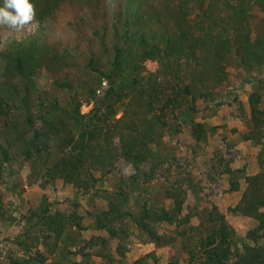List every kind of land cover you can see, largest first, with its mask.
Returning <instances> with one entry per match:
<instances>
[{"label": "trees", "instance_id": "1", "mask_svg": "<svg viewBox=\"0 0 264 264\" xmlns=\"http://www.w3.org/2000/svg\"><path fill=\"white\" fill-rule=\"evenodd\" d=\"M65 1L78 2L86 9L100 2L31 0L40 20L50 17ZM253 6L264 11V0H119L112 24L110 60L97 69L107 86L100 91L96 87L84 91V99L91 105L87 113H82L83 101L72 93L68 81L55 82L69 94L63 105L44 95L34 101L32 80L37 70L46 66L48 46L37 35L14 42L0 51L4 61L0 66L1 163H10L15 153L39 164L48 179L62 180L76 187L78 193H88L104 174L116 169L117 162L125 161L136 173L120 182L125 188L135 186L137 179L146 174L143 165L152 156V146L171 124L188 122L193 117L195 109L190 98L194 90L187 79L195 78L206 86L205 70L219 78L215 71L234 46L242 53L241 62H249V69L264 64L262 40L250 38L248 13ZM48 57L58 59L59 55ZM146 60L157 61L158 69L146 71ZM259 101L255 93L249 98L254 126L258 128L264 120ZM247 184L241 201L232 210L257 219L258 231L264 226V166L259 174L247 178ZM118 193L126 194L122 190ZM149 210L143 208L133 215L110 201L108 209L96 215L97 229L108 234L107 239L90 241L102 247L97 256L110 260L106 252L108 239H125L123 223L128 219L153 242L163 245L164 237L157 233L155 224L173 218L163 209ZM72 222V216L60 211L52 214L44 207L37 222L27 225L28 229L40 225L42 230L30 239L26 249L43 245L49 252L55 251ZM207 223L211 228L199 236L196 245L205 264H264L260 236L253 234V244L240 251L234 228L216 208L209 213ZM45 259L37 250V255L20 263L44 264ZM143 261L141 258L132 264ZM10 264L19 262L13 260Z\"/></svg>", "mask_w": 264, "mask_h": 264}, {"label": "rangeland", "instance_id": "2", "mask_svg": "<svg viewBox=\"0 0 264 264\" xmlns=\"http://www.w3.org/2000/svg\"><path fill=\"white\" fill-rule=\"evenodd\" d=\"M209 1L213 0L206 3ZM118 2L100 0L96 7L86 9L78 2L65 1L50 17H36L39 26L33 32L14 33L0 27L1 52L33 35L48 46L46 66L38 69L32 80L34 101L44 95L63 105L69 94L55 82L68 81L72 93L83 101L82 113L90 110L83 94L88 88L100 91L107 86L97 69L110 60ZM248 14L250 38L262 40L264 49V11L253 6ZM52 53L58 54V59H46ZM241 55L234 46L215 71L219 78L205 70L206 86L195 78L187 79L194 90L190 98L195 109L193 117L188 122L171 124L152 146V156L143 165L146 174L137 179L135 186L125 188L120 182L136 173L125 161L117 162L116 169L104 174L88 193H78L72 184L48 179L39 164L15 153L8 164L1 163L0 158V264L13 260L21 264L30 255H37V250L46 258L44 264H132L141 258L142 264H205L196 245L199 236L211 228L207 218L214 208L234 228L240 251L253 244V234L260 236L258 243L264 245V226L256 231L257 219L232 210L247 189V178L259 174L264 166V120L259 128L254 126L249 106L250 96L258 94V108L264 113V64L249 69V62L244 65ZM3 62L0 57V66ZM144 67L155 72L158 62L146 60ZM168 121L173 123L171 117ZM241 142H246L243 149L239 148ZM120 190L126 194L120 195ZM110 201L133 215L143 208L168 212L171 222L155 224L164 244L153 242L128 219L123 223L127 237L122 241L108 239L106 252L110 260L97 256L102 247L90 241L107 239L108 234L97 229L96 215L107 210ZM44 207L52 214L60 211L72 216L73 225L55 251L49 252L43 245L27 250L30 239L42 230L40 225L31 229L27 225L37 222Z\"/></svg>", "mask_w": 264, "mask_h": 264}, {"label": "clouds", "instance_id": "3", "mask_svg": "<svg viewBox=\"0 0 264 264\" xmlns=\"http://www.w3.org/2000/svg\"><path fill=\"white\" fill-rule=\"evenodd\" d=\"M39 26L36 7L31 0H3L0 5V27L10 32H33Z\"/></svg>", "mask_w": 264, "mask_h": 264}, {"label": "crops", "instance_id": "4", "mask_svg": "<svg viewBox=\"0 0 264 264\" xmlns=\"http://www.w3.org/2000/svg\"><path fill=\"white\" fill-rule=\"evenodd\" d=\"M244 143H246V142H241V145L239 146V148H241V149H243V148H245V145H244ZM238 200H239V198L238 199H236V202H235V204L238 202ZM229 205L227 204L226 205V208L228 207ZM221 208V207H220ZM221 210H222V208H221ZM225 212V211H224Z\"/></svg>", "mask_w": 264, "mask_h": 264}]
</instances>
